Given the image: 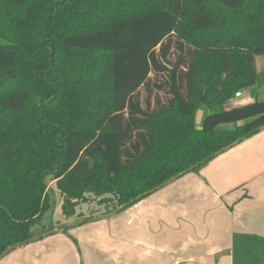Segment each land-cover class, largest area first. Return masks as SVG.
Masks as SVG:
<instances>
[{"label": "trees", "instance_id": "obj_1", "mask_svg": "<svg viewBox=\"0 0 264 264\" xmlns=\"http://www.w3.org/2000/svg\"><path fill=\"white\" fill-rule=\"evenodd\" d=\"M4 1L0 253L56 229L52 184L65 219L90 199L110 213L263 130L264 99L229 103L257 83L264 0Z\"/></svg>", "mask_w": 264, "mask_h": 264}, {"label": "crops", "instance_id": "obj_2", "mask_svg": "<svg viewBox=\"0 0 264 264\" xmlns=\"http://www.w3.org/2000/svg\"><path fill=\"white\" fill-rule=\"evenodd\" d=\"M259 70L257 83L229 106L264 99ZM102 213L12 251L0 264H251L254 254L263 258L264 129L132 206L98 218Z\"/></svg>", "mask_w": 264, "mask_h": 264}, {"label": "rangeland", "instance_id": "obj_3", "mask_svg": "<svg viewBox=\"0 0 264 264\" xmlns=\"http://www.w3.org/2000/svg\"><path fill=\"white\" fill-rule=\"evenodd\" d=\"M155 0H93V6L90 7L88 10L89 14H92L94 12H104L107 13V15H112L114 14L111 6H114V8H121L127 10V12L131 10H136L137 8H144L148 7L150 5H153ZM4 0H0V30L1 33L3 34H10L11 29H8V19L6 10L4 9ZM86 9V8H85ZM15 10V9H13ZM0 43L2 41L0 40ZM254 64H255V69H264V55L263 56H255L254 57ZM260 71V70H259ZM246 90V89H245ZM157 92L154 90L153 94H156ZM160 94V93H159ZM161 95V94H160ZM259 98H264V97H259ZM260 100V99H258ZM202 118L208 114V110L205 108H202ZM202 120V119H201ZM199 126V125H197ZM233 125H224L221 128H231ZM51 187L53 188L52 196H53V201H54V209H53V216L50 218L46 217V223L47 224H52L55 228L63 227L71 223L73 220H77L80 218H87L91 216H95L96 214H101L104 212L108 207L105 205H99L97 200H89L87 203L80 204L77 207L76 210V215L70 219H65L61 215L60 208L58 206L60 205V197L58 192L54 189V185L52 184ZM57 208V209H56ZM72 219V220H71ZM252 263L251 264H263L264 263V257H260L257 255L252 256Z\"/></svg>", "mask_w": 264, "mask_h": 264}, {"label": "water", "instance_id": "obj_4", "mask_svg": "<svg viewBox=\"0 0 264 264\" xmlns=\"http://www.w3.org/2000/svg\"><path fill=\"white\" fill-rule=\"evenodd\" d=\"M261 129H264V126H263ZM237 143H238V142H234V143H232L231 145L225 147V148L223 149V152L229 150V149L232 148V147H234L235 145H237ZM198 166H199V164L195 165L194 167L188 169L187 172H190L192 169L197 168ZM187 172H185V173H187ZM185 173H183V174H179V175H177L176 177L171 178L170 180H168L167 182H165L161 187H163V186H165V185H167V184L173 182L174 180L180 178V177H181L182 175H184ZM161 187H159V188H161ZM159 188H157L156 190H158ZM156 190H154V191H156ZM154 191H153V192H154ZM145 195H146V194H143V195L139 196L138 199H141V198L144 197ZM127 206H128V205L125 204V205H123V206L117 208L116 210H114V211H112V212H110V213H106V214H103V215L99 216L98 218L103 219V218L108 217V216H110V215H114V214H116V213L122 211L123 209H125ZM93 219H94V218H92V219H90V220H93ZM81 222H82V221H74V222H71L70 224L66 225L64 228H56V229H53V230L47 231V232H45V233H42V234L36 235V236H34L33 238H31V239H29V240H26V241H23V242H20V243H16V244H14V245H11V246L7 247L2 253H0V260H1L3 257H5L7 254H9L10 252H12V251H14V250H16V249H18V248L24 247V246H26V245H28V244H30V243H33V242H35V241H38V240H40V239H42V238H45V237H47V236L61 233L65 228L72 227V226H74V225H76V224H78V223H81Z\"/></svg>", "mask_w": 264, "mask_h": 264}, {"label": "built area", "instance_id": "obj_5", "mask_svg": "<svg viewBox=\"0 0 264 264\" xmlns=\"http://www.w3.org/2000/svg\"><path fill=\"white\" fill-rule=\"evenodd\" d=\"M240 96H241V93H236V94L234 95L235 98H239Z\"/></svg>", "mask_w": 264, "mask_h": 264}]
</instances>
